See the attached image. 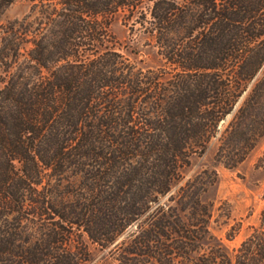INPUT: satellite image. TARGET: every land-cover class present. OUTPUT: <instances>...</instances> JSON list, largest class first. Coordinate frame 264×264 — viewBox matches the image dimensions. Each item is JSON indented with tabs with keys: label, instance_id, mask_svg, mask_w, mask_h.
<instances>
[{
	"label": "trees",
	"instance_id": "trees-1",
	"mask_svg": "<svg viewBox=\"0 0 264 264\" xmlns=\"http://www.w3.org/2000/svg\"><path fill=\"white\" fill-rule=\"evenodd\" d=\"M138 11L171 71L115 47ZM263 64L264 0H33L0 26V264H82L85 237L122 264H264V210L231 256L180 184Z\"/></svg>",
	"mask_w": 264,
	"mask_h": 264
},
{
	"label": "rangeland",
	"instance_id": "rangeland-1",
	"mask_svg": "<svg viewBox=\"0 0 264 264\" xmlns=\"http://www.w3.org/2000/svg\"><path fill=\"white\" fill-rule=\"evenodd\" d=\"M32 4L33 0H14L0 15V26L26 16ZM143 5L148 7L150 2L145 1ZM140 15L136 12L130 21L125 12L114 17L111 33L115 37V47L142 60L145 67L171 71L170 66L160 63L156 47L151 45L146 29L149 23L137 22ZM241 89L232 111L219 122L206 151L192 153L190 163L182 168L180 183L195 179L204 184L203 199L211 205L213 213L211 235L231 256L253 228L260 225L264 210V64L254 79L244 82ZM242 107L245 109L241 113ZM240 121L245 133L240 140H232L231 131ZM242 155H245L243 160ZM85 242L91 258L82 264H122L111 251L113 246L102 249L87 237ZM175 264L180 262L176 260Z\"/></svg>",
	"mask_w": 264,
	"mask_h": 264
}]
</instances>
